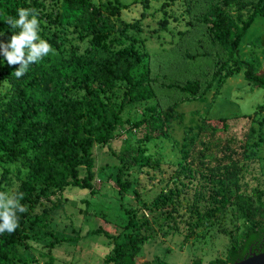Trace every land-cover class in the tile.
Here are the masks:
<instances>
[{
  "label": "trees",
  "instance_id": "1",
  "mask_svg": "<svg viewBox=\"0 0 264 264\" xmlns=\"http://www.w3.org/2000/svg\"><path fill=\"white\" fill-rule=\"evenodd\" d=\"M183 3L185 14L191 17L190 28L174 46L183 61L205 56L212 57L213 64L200 77L167 81L163 72L153 70L150 53L126 47L117 50L102 42L114 34L118 36L115 45L124 39L134 42L128 30H138L137 21L116 24L112 19L121 4L111 0L103 7L92 0H0V90L4 86L0 92V166L4 179H10L13 166L19 180L11 194L0 184V264H12L16 258L13 248L24 240V222L31 220L29 214L42 200L48 201L47 210H51L60 203L49 195L66 187L94 193L95 144H108L122 126L129 130L147 127L144 139L149 140L154 131L164 133L174 122L183 121L179 104L201 98L212 88L215 96L232 75L230 66L243 35L257 15H264V0ZM167 24L166 19L160 20L161 28ZM67 33L86 38L83 52L65 54L62 46ZM185 42H193L198 51L184 47ZM50 49L61 53L55 62L47 54ZM243 76L264 89V69L258 73L254 63H247ZM129 105L139 109L138 118H123ZM256 111L264 112V102L256 106L255 115ZM237 117H204L197 127L188 126L179 145L181 160L162 189L137 208H124L120 202L126 213L124 231L119 235L102 227L89 231L112 243L104 263L160 264L137 263L142 244L155 236V226L177 227L180 208L191 213L196 190L202 185L234 208L242 227L231 236L224 259L204 263L195 258L186 264H229L245 257L255 239L258 246L264 239V193L260 189L243 192L240 178L264 138L260 135L255 140L251 125L250 133L234 143L227 136L228 123ZM22 170H26L23 176ZM118 184L122 194L128 182L118 179ZM43 208L35 216L41 225L46 224ZM53 238L51 247L65 240Z\"/></svg>",
  "mask_w": 264,
  "mask_h": 264
},
{
  "label": "rangeland",
  "instance_id": "2",
  "mask_svg": "<svg viewBox=\"0 0 264 264\" xmlns=\"http://www.w3.org/2000/svg\"><path fill=\"white\" fill-rule=\"evenodd\" d=\"M92 1L103 7L106 0ZM111 1L115 5L121 4L118 13L112 17L114 22L137 21L139 29L128 30V34L134 38L133 43L124 39L115 45L118 36L114 34L102 41L105 45L117 50L126 47L150 53L153 70L163 72L167 81L200 77L207 71V66L213 64V58L205 56L183 61L178 46H174L190 28L191 17L185 14L183 0ZM161 19L168 21L165 28L160 27ZM189 40L195 41V38ZM86 46V38L82 40L76 34L67 33L62 49L65 54L71 51L81 53ZM187 46L190 51L193 48L192 52L198 51V46L193 42H185L184 47ZM238 48V55L230 66L232 75L219 87L215 96V88H212L201 98L179 104L178 111L184 113L182 122H174L164 133L154 131L149 140L144 139L148 133L145 126L130 130L126 126L118 127L108 144H95L94 193L79 187H66L49 195L52 201L59 200L60 203L59 208L51 210H47L48 201L42 200V204L29 214L31 220L24 222L25 237L21 244L13 248L16 258L12 264H103L112 243L108 237L89 231L97 227L114 235L124 231V208L140 207L141 201H151L162 189L181 160L179 145L184 130L188 126L197 127L201 118L214 120L239 116L228 123L227 136L234 143L250 133L251 125L254 126V139L260 135L264 138V112L256 111L255 115L256 106L264 102V89L253 85L243 76L247 63H254L258 73L264 69V15L259 14L254 18ZM47 54L53 62L61 55L56 49L48 50ZM238 66L241 69H237ZM3 89L4 86L1 93ZM161 90L160 93L163 92ZM122 115L123 118L130 115L136 119L140 111L136 106L129 105ZM251 117L256 121L253 119L252 122ZM108 146L115 154L110 152ZM117 154L125 159L124 163ZM3 170L0 166V184L5 185L11 194L19 180L13 166L8 172L9 180L1 175ZM79 171L83 175L82 167ZM25 173L26 170H22L21 176ZM118 179L128 182L122 194L118 192ZM240 183L243 192L260 189L264 193V144L251 154ZM121 201L124 208L120 206ZM43 206L47 210L43 214L46 217L45 225L35 220V216L42 214ZM180 213L177 227L168 224L155 226L157 233L142 244L137 263L151 260L160 264H186L195 258L209 263L226 257L232 244L231 236H236L238 228L242 227L230 204L207 185H202L196 190L191 213L182 207ZM53 235L55 239L63 237L65 240L51 247L49 243L54 239Z\"/></svg>",
  "mask_w": 264,
  "mask_h": 264
},
{
  "label": "water",
  "instance_id": "3",
  "mask_svg": "<svg viewBox=\"0 0 264 264\" xmlns=\"http://www.w3.org/2000/svg\"><path fill=\"white\" fill-rule=\"evenodd\" d=\"M229 264H264V250L259 252H251L240 260H236Z\"/></svg>",
  "mask_w": 264,
  "mask_h": 264
},
{
  "label": "flooded vegetation",
  "instance_id": "4",
  "mask_svg": "<svg viewBox=\"0 0 264 264\" xmlns=\"http://www.w3.org/2000/svg\"><path fill=\"white\" fill-rule=\"evenodd\" d=\"M264 239H261L260 243H258V246L256 247V239L252 242V246L249 247L247 255L251 252H259L260 248L264 249V243H263ZM263 243V245H262Z\"/></svg>",
  "mask_w": 264,
  "mask_h": 264
}]
</instances>
